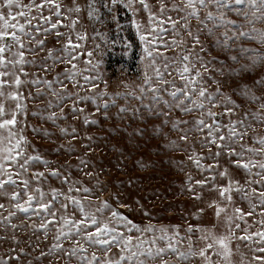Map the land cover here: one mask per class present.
<instances>
[{
	"label": "snow or ice",
	"instance_id": "6c2138e0",
	"mask_svg": "<svg viewBox=\"0 0 264 264\" xmlns=\"http://www.w3.org/2000/svg\"><path fill=\"white\" fill-rule=\"evenodd\" d=\"M102 3L103 0H87L85 5H81L78 0H72L69 7L63 4V0H28L27 3L24 0H0V197L7 199L12 208L9 211L5 203H0V210L8 212L7 216L0 213V220L11 224V217L18 212L40 217L37 230L42 229L46 237L52 229L56 231L55 243L49 252L41 255L59 253L67 258V264H72L73 258L78 264H169L172 258L181 264H191L193 259H198L200 264H264V137L253 138L259 147L244 142L248 130H254L251 122L246 123L249 115L252 120L264 125V96H257L248 85L242 86L237 90L239 95L253 102L260 101L261 110L245 113L242 119H231L240 105L231 96H226L221 87L214 92L209 91L208 80L217 85L221 82L205 75L212 60L201 55L208 52L201 40V35H204L222 51L240 54L230 55L231 61L239 63L247 59L249 63L242 65L244 71L264 65V53L238 43L243 39L264 46V29L256 27L257 23L264 24V0H155V4L148 0H110V4L103 5L109 7L110 11L114 10L112 6L123 5L134 15L138 11L147 13L148 27L139 38L144 44L145 57L149 58L152 75L147 71L143 73L146 86L140 87V96L135 93L127 95L140 100L142 104L144 99H150L152 103L144 107L157 118L164 117V124L171 123L173 131L182 133L181 141L186 142L192 132L203 134L200 145L208 149V155L190 154L188 159L198 171L209 175L202 180H193L189 175L187 190L193 191L198 186L218 194L219 202L214 200L208 205L215 209L218 225L205 228L190 224L184 236L180 235L179 226L171 229H157L151 225L141 228L114 210L108 201L93 203L89 199L92 189L83 186L80 181L70 180L58 169L47 174L44 171H30L36 163L47 168L50 162L28 151L30 141L23 135L24 128L28 126L25 121L28 114L26 101L47 98L50 93L55 100L49 99L46 107L58 108L62 113L64 104L75 98L69 110L77 114L84 112L82 107H78L79 104L88 101L94 103L96 100L94 96H81L78 91H71L68 83L77 88L84 87L77 79L82 73L74 61L80 56L77 49L83 46L82 42L88 37L86 33L81 34L76 30L77 24L85 9L90 19H99L100 9L97 5ZM230 13L240 17L243 22L231 19ZM192 21L198 23L194 26ZM61 28L68 31L62 32ZM136 28L139 32L141 25L137 23ZM218 32L220 35H217ZM49 35H54L58 41L63 39L65 43L58 49H48L40 61L29 59L28 55L35 56L45 51ZM233 45L237 47L233 48ZM161 49L179 51L168 57ZM248 53L254 55L249 56ZM86 54L89 57L93 55L91 51ZM158 59L160 65L157 64ZM49 60L52 67L48 66ZM58 64L66 67L51 80L38 72L30 74L27 71L29 66H36L47 73ZM218 71L224 75L222 69ZM173 73L182 81L179 86L175 79H167ZM94 79H99V75L83 76L84 82L91 84L92 91L98 86L91 83ZM255 85L264 88V78L255 81ZM24 86L34 87L35 94L28 91L26 97ZM165 95L169 98L166 99ZM103 108L107 109L108 103H104ZM214 108H222L223 111L217 113L213 111ZM96 111H100V105H97ZM126 111V108H120V112ZM173 111L184 114L199 111L200 116L191 121L169 120ZM64 118L57 116L56 112L46 117L53 123ZM83 122L97 123L87 116H84ZM182 125L191 126L185 130ZM61 132L69 134L66 128H62ZM213 147L215 152L212 151ZM221 156L243 170V183L233 180L227 168L221 169ZM205 160L213 162L205 164ZM80 164L87 166V161L81 159ZM48 176L73 186L68 187L67 192L57 188L46 192L39 182ZM218 178L226 183H215ZM77 184L79 186H75ZM73 192L81 193V196L70 195ZM233 193L247 203V211L234 203ZM193 198L200 200L201 193L197 192ZM86 200L87 205L84 203ZM70 208L72 213L68 214ZM122 225L126 231L121 230ZM217 226L223 229L219 234L216 232ZM133 230L144 235L134 238L130 235ZM157 232L160 235H156ZM193 235L196 236L195 242ZM63 241H70L71 247L66 249ZM90 248L94 249L91 253ZM113 248L118 250L115 255ZM97 252L103 253V256L97 255ZM9 259L18 261L20 256ZM0 264H8V259L0 258Z\"/></svg>",
	"mask_w": 264,
	"mask_h": 264
},
{
	"label": "rangeland",
	"instance_id": "374dc122",
	"mask_svg": "<svg viewBox=\"0 0 264 264\" xmlns=\"http://www.w3.org/2000/svg\"><path fill=\"white\" fill-rule=\"evenodd\" d=\"M24 2L27 3L28 0H24ZM78 2L85 5L87 0H78ZM148 2L155 4V0H148ZM63 4L70 7L72 0H63ZM106 4H110V0H103L102 4L97 5L100 9L99 19H90L85 9L80 14V22L77 24L76 30L81 34L86 33L88 37L86 41L82 42L83 46L77 49L80 56L77 61H74L82 73L77 79L81 84H84V87L77 88L65 81L71 91H78L81 96H94L96 97L95 102L88 101L79 104L78 107H82L84 112L73 114L69 109L75 98L64 104L62 113L58 108L46 107L49 99L55 100V97L50 93L47 98L26 101L28 114L25 121L28 126L24 128L23 135L30 141L28 151L38 154L50 162V166L47 168L36 163L30 171H44L47 174L53 169H58L62 175L69 176L70 180L80 181L83 186L92 189L89 199L93 203L108 201L114 210H118L141 228L149 225L157 229L162 227L171 229L173 226H179L180 235L184 236L185 230L190 224L205 228L218 225L214 215L215 209L208 207L209 203L214 200L219 202L218 194L209 192L207 189H200L198 186L193 191L187 190L189 175L193 180H202L206 175H209V173L198 171L192 161L188 159L190 154L208 155V149L202 148L200 145L203 134L192 132L189 133L186 142L181 141L182 133L173 131L171 123L164 124V117L157 118L144 107V105L152 103L150 99H144L142 104L140 100L127 95L135 93L136 96H140V87L146 86L143 73L147 71L149 75H152V70L148 66L149 58L145 57L144 44L139 38L142 33H146L148 27L147 13L138 11L134 15L123 5L112 6L114 10L110 11L109 7L103 6ZM136 7L138 8L139 5ZM229 17L238 23L243 22L234 13H230ZM137 23L141 25L139 32L136 28ZM192 23L195 26L198 22L192 21ZM256 27L264 29V24L257 23ZM60 31L67 32L68 30L61 28ZM217 35H220V32ZM201 40L204 41L208 49L207 53L201 55L205 56L207 60H212L209 72L205 75H210L221 82L217 85L208 80L209 91L214 92L217 87H221L226 96H231L240 105L236 109V115L231 119H242L245 113L251 114L260 111V101L247 100L239 95L237 90L248 85L257 96H264V88L255 85V81L264 78V65H257L251 71H244L242 65L249 63L247 59L236 63L229 58L230 55H240L238 52L222 51L204 35H201ZM63 43H65L63 39L58 41L54 35H49L46 38L45 51L35 56L28 55V58L40 61L47 54L48 49H58ZM238 43L245 48L259 49L261 53H264V46L255 41L242 39ZM235 47L237 45H233V48ZM88 51L93 53L91 57L87 56ZM161 51L166 56L172 57L179 50L165 51L161 49ZM248 55L251 56L254 53H248ZM89 60L92 61L91 64L88 63ZM160 63L158 59L157 64L160 65ZM48 66L52 67L51 60L48 61ZM65 67L66 65L58 64L52 71L45 73L36 66H29L27 71L30 74L38 72L40 76L51 80ZM218 69H222L224 75H220ZM97 75H99V79H94L91 83L98 86L95 91H92L91 84L85 83L83 76L96 77ZM167 79H175L177 86L182 83L175 73ZM42 90L47 91L45 88ZM28 91L35 94L36 90L34 87L24 86L26 97ZM102 93H106V95H101ZM165 98L169 97L165 95ZM104 103H108L107 109L103 108ZM97 105H100V111H96ZM120 108H126L127 111L120 112ZM213 111L220 113L223 109L214 108ZM52 112L66 118L57 119L53 123L46 119ZM33 113L37 114L33 115ZM84 116H87L89 120L97 121V123L85 124ZM199 116V111L190 114L173 111L168 119L191 121ZM18 119L20 118L18 117ZM224 122L226 123L227 119ZM247 122L253 124L254 130H248L244 142L253 147H259L253 138L264 137V125L252 120L251 115ZM190 126L182 125L185 130ZM62 128L68 129L69 134L64 135L61 132ZM46 133H50V135H46ZM212 151L215 152L216 149L213 147ZM81 159L87 161V166L80 164ZM212 162L211 160L203 161L205 164ZM219 164L221 169H228L229 176L233 180L244 182L245 174L242 169L234 167L223 156L220 157ZM89 172L90 176L87 175ZM215 183L225 184L226 181L218 178ZM39 185L46 192L52 188L67 192V188L73 186L65 185L59 178L51 176L40 181ZM197 192L201 193L200 200L193 198ZM70 195L79 198L81 193L73 192ZM233 201L244 211L248 210L247 203L241 201L238 194L233 193ZM0 203H5L9 211L12 210L7 199L0 197ZM84 203L87 205L88 201L86 200ZM200 209H203V212H200ZM0 213L3 216L8 215V212L4 210H0ZM71 213L72 209L70 208L68 214ZM76 216L79 218L78 212ZM40 223V217L22 212L11 217V224L0 220V258L8 259V264H67V258L62 257L59 253L48 256L41 255L49 252L55 243L56 231L52 229L46 237L42 229L37 230ZM49 227L51 228V226ZM121 230L126 231V228L122 225ZM222 230L217 226V234ZM130 235L135 238L137 235L144 234L136 233L133 230ZM156 235H160V233L157 232ZM192 240L195 242V235L192 236ZM63 243L66 249L71 247L70 241H63ZM235 246L234 243L233 248ZM93 250L90 248L89 253ZM117 252L118 250L113 248V255ZM16 255L20 256L18 261L9 259ZM97 255L102 257L103 253L97 252ZM72 264H78L75 258H73ZM169 264H181V262L172 258ZM191 264H200V261L193 259Z\"/></svg>",
	"mask_w": 264,
	"mask_h": 264
}]
</instances>
